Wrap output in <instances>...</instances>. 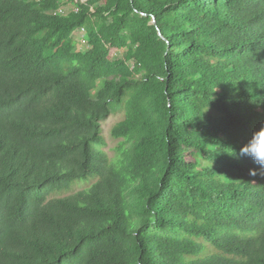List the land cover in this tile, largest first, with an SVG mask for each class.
I'll list each match as a JSON object with an SVG mask.
<instances>
[{
  "label": "trees",
  "instance_id": "1",
  "mask_svg": "<svg viewBox=\"0 0 264 264\" xmlns=\"http://www.w3.org/2000/svg\"><path fill=\"white\" fill-rule=\"evenodd\" d=\"M262 126L264 0H0V264H264Z\"/></svg>",
  "mask_w": 264,
  "mask_h": 264
},
{
  "label": "clouds",
  "instance_id": "2",
  "mask_svg": "<svg viewBox=\"0 0 264 264\" xmlns=\"http://www.w3.org/2000/svg\"><path fill=\"white\" fill-rule=\"evenodd\" d=\"M239 155L250 157L255 164L264 168V126L252 134L248 143L241 147ZM251 174L255 175L256 170H251Z\"/></svg>",
  "mask_w": 264,
  "mask_h": 264
},
{
  "label": "rangeland",
  "instance_id": "3",
  "mask_svg": "<svg viewBox=\"0 0 264 264\" xmlns=\"http://www.w3.org/2000/svg\"><path fill=\"white\" fill-rule=\"evenodd\" d=\"M73 10V7H71L70 11ZM82 34H79L78 32L74 34V39L75 41L78 43L77 46V50L79 51H85L87 50V46L86 43H84L83 41L81 42L80 40L82 39ZM122 54V53H121ZM118 120L117 116H111L109 117L107 120L104 121L103 123V131L104 134L106 136V140H107V146L105 148H103V151L109 156H113L112 153V148L115 146V141H112L109 136H108V131L110 129V127ZM82 187V186H81Z\"/></svg>",
  "mask_w": 264,
  "mask_h": 264
},
{
  "label": "built area",
  "instance_id": "4",
  "mask_svg": "<svg viewBox=\"0 0 264 264\" xmlns=\"http://www.w3.org/2000/svg\"><path fill=\"white\" fill-rule=\"evenodd\" d=\"M71 7H73V10L70 11ZM73 11H76V8L73 6V5H67V6H64V7H61L57 13L60 15V16H67L69 13L73 12ZM79 33V34H82V39L80 40L81 42L83 41L85 43V31L84 29H79L76 31V33Z\"/></svg>",
  "mask_w": 264,
  "mask_h": 264
},
{
  "label": "water",
  "instance_id": "5",
  "mask_svg": "<svg viewBox=\"0 0 264 264\" xmlns=\"http://www.w3.org/2000/svg\"><path fill=\"white\" fill-rule=\"evenodd\" d=\"M153 23H154V21H153Z\"/></svg>",
  "mask_w": 264,
  "mask_h": 264
}]
</instances>
